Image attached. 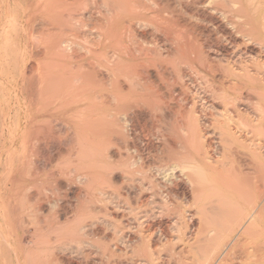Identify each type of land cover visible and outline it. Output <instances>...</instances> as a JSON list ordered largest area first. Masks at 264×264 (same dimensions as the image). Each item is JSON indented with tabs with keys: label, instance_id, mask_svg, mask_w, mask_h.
I'll return each instance as SVG.
<instances>
[{
	"label": "bare ground",
	"instance_id": "6f19581e",
	"mask_svg": "<svg viewBox=\"0 0 264 264\" xmlns=\"http://www.w3.org/2000/svg\"><path fill=\"white\" fill-rule=\"evenodd\" d=\"M244 226L264 264V0H0L1 264L213 263Z\"/></svg>",
	"mask_w": 264,
	"mask_h": 264
},
{
	"label": "rangeland",
	"instance_id": "374dc122",
	"mask_svg": "<svg viewBox=\"0 0 264 264\" xmlns=\"http://www.w3.org/2000/svg\"><path fill=\"white\" fill-rule=\"evenodd\" d=\"M237 165L236 164H234V167H236ZM188 192V191H187ZM187 192H185V193H187ZM180 198L182 199L183 198V196H186V197H188L187 198V200H190L191 199V197L189 196V195H187V194H185L184 193V190L182 189L180 192ZM262 198V195L259 197H257V202H256V205L260 208V207H262V202H263V198ZM181 203H179V205H180V208H179V211L181 212V213H183V215L185 214V216H186V213H185V210L186 209H188V207L187 206H185L184 204H183V202L182 201H180ZM259 202V203H258ZM182 206H184V207H182ZM249 208V209H248ZM185 209V210H184ZM246 209L248 210V211H250V206H248V205H245V208L243 209L244 211H245V213L247 214V212L248 211H246ZM190 211L192 212V209H190ZM245 220V223H246V225L248 224V222H249V220H247L248 219V217H247V215H245V218H244ZM117 220H120V217L117 219ZM159 221H161V222H159ZM166 219H161V220H157V222H159L160 224H161V227H163L162 228V230L165 232V233H167L168 235H170V234H172V230L168 227V222L166 221ZM195 219H194V224H195ZM245 225V226H246ZM245 226L241 229V230H239V231H237V233L235 234V237L234 238H236V239H234V242H233V244H232V248H231V250H229V252H227L226 254H223L219 259H221V260H219V259H216V262H213V263H211V262H208L207 263V261H210V260H208V258H206L207 257V254H200L199 255V253L196 251V250H194L193 248H192V246H190V247H188L187 245H182V244H177L176 246H170L169 248H171V247H173V251L175 252H178V253H180L181 252V256L178 258V256H173V258H171V259H169V261H170V263L171 264H187V263H190V264H251V255L253 254V250H254V246L257 244V246H258V244L261 242L259 239H261L262 237H261V232H259L260 230L258 229L257 231L256 230H254L255 232L252 234V235H248L247 234V232L246 231H244V228H245ZM26 228H24V230L23 231H25L24 232V234H23V236H24V239L22 240L23 241V243L22 244H24V247H26V245L28 244V240H30V232H32L31 230V228L29 227V229L27 228L26 230H25ZM242 231V232H241ZM244 233L246 234V236L244 235ZM260 235H259V234ZM255 234V235H254ZM259 235V236H258ZM244 236V237H243ZM254 237H255V240H254ZM249 240H248V239ZM251 238V239H250ZM259 238V239H258ZM259 241H258V240ZM236 240H238L237 242H236ZM236 242V243H235ZM240 242V243H239ZM243 242H245V243H243ZM235 243V244H234ZM243 243V244H242ZM242 244V245H241ZM249 244V245H248ZM252 244H254V246H252ZM98 245V244H97ZM180 245H181V248H180ZM241 245V246H240ZM23 246V245H22ZM107 246V244H105V249H106V253L105 254H107V249L109 248L108 246V248L106 247ZM121 246V247H120ZM123 246L124 245H122V244H116V247L118 248V249H120V250H122V253L121 254H116L115 255V257L112 259V260H116V261H119V260H122V261H124L125 263H128V262H130V259H132L131 257H132V254H131V252H130V248L129 247H126V246H124V248H123ZM239 246V247H238ZM245 246V247H244ZM27 247H28V245H27ZM188 247V248H187ZM252 247V248H251ZM122 248V249H121ZM128 248V249H127ZM236 248V249H235ZM243 248H244V250H243ZM90 249V250H89ZM155 250H160V248H154ZM85 250L86 251H91V252H94L95 250L94 249H92V248H87V247H85ZM127 250V251H126ZM233 250H234V252H233ZM249 250H251V251H249ZM85 251V252H86ZM124 251H125V253H124ZM175 252V253H176ZM232 252V254L231 255H233L234 257L233 258H231V257H229V258H227V256L229 255V253H231ZM124 253V254H123ZM262 253V250H259L256 254L257 255H259V254H261ZM96 254V253H95ZM185 254V255H184ZM117 255H119L118 257H117ZM244 255V256H243ZM10 257H8V262H7V264H19V262L12 256V255H9ZM224 256V257H223ZM125 257V258H124ZM127 258V259H126ZM202 258V259H201ZM244 258V259H243ZM1 260H0V264L2 263V257L0 258ZM14 259H15V261H14ZM172 259H173V261H172ZM175 259V260H174ZM187 261H186V260ZM207 259V260H206ZM226 259V260H225ZM10 260V261H9ZM161 260V259H160ZM160 260H158L156 263H159L160 262ZM218 260V261H217ZM222 260H224L223 261V263H222ZM248 260V261H247ZM128 261V262H127ZM184 262V263H183ZM200 262V263H199ZM205 262V263H204ZM139 264H142V263H139Z\"/></svg>",
	"mask_w": 264,
	"mask_h": 264
}]
</instances>
